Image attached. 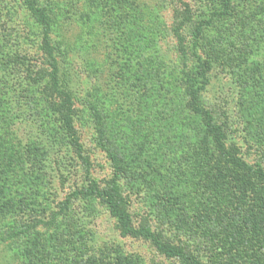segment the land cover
Here are the masks:
<instances>
[{
	"label": "rangeland",
	"instance_id": "rangeland-1",
	"mask_svg": "<svg viewBox=\"0 0 264 264\" xmlns=\"http://www.w3.org/2000/svg\"><path fill=\"white\" fill-rule=\"evenodd\" d=\"M36 1L51 18L91 179L104 187L111 177L95 145V106L121 161L122 206L135 227L160 232L201 264H264V187L245 192L241 183L228 182L212 191L196 164L203 160L212 169V142L189 111L183 85L206 61L201 105L213 113L227 145L263 166L264 0H231L229 17L200 0ZM184 3L194 20L208 12L215 24L195 45L191 25L182 28V58L172 28ZM42 61L39 30L21 1L0 0V168L13 176L5 194L11 212H0V264H88L89 257L100 264H181L122 235L93 197L75 196L85 185L84 167L28 79ZM176 224H195L197 238L179 236Z\"/></svg>",
	"mask_w": 264,
	"mask_h": 264
},
{
	"label": "trees",
	"instance_id": "trees-1",
	"mask_svg": "<svg viewBox=\"0 0 264 264\" xmlns=\"http://www.w3.org/2000/svg\"><path fill=\"white\" fill-rule=\"evenodd\" d=\"M23 9L32 17L35 25L39 30V51L42 56V67L32 70L28 79L39 89L43 104L54 113L59 121L60 127L64 131L68 144L73 151L76 159L84 167L86 175L85 185L80 191L75 193L77 197L90 198L93 197L102 204L108 214L115 220L119 232L127 237L140 239L149 242L160 254L167 259H176L181 264H201L193 252L188 251L183 246H175L162 240L160 232L151 230L147 225H139L135 227L131 217L123 208V198L121 196L118 179L122 174L121 161L115 151L109 145L105 132L103 130L101 113L94 106L90 109L92 115V127L95 134V145L105 155L107 162L111 168V177L106 186L101 187L89 176L93 167L87 155H84V148L79 141L78 134L74 127V104L69 91L66 89L60 77L59 64L56 57L57 47L51 41L52 22L51 18L44 7L39 5L36 0H20ZM205 6L218 7L214 12L219 17H229L231 13V0H200ZM132 10V9H131ZM205 16L193 19L191 7L183 4L182 15L176 27L172 28V33L176 39L178 51L182 58L185 57L187 51L185 48V40L181 35L184 26L191 25V39L194 45L197 44L209 28L213 27L212 16L207 12ZM200 64L194 72L184 76V90L187 96V107L189 111L199 119L201 126L212 142L214 152L212 169L206 170L207 164L203 160L196 163L202 171V177L212 185L213 192H216L220 186H227L228 182L241 183L242 189L252 191L258 185L264 187V165L258 163H247L238 151L235 145L226 144V135L221 126L215 122L213 113L201 105L200 97L202 92L208 85L207 72L210 66L207 62ZM1 149V147H0ZM7 149V148H6ZM1 154V152H0ZM2 163L3 161L0 160ZM35 165V164H30ZM5 165L0 168V212H11L12 199L8 193L9 178L13 179L12 173ZM15 174V173H13ZM264 193V191H262ZM258 194V193H257ZM69 199H74L68 196ZM66 202V201H65ZM67 203V202H66ZM175 231L179 236L188 237V240L196 237L198 228L194 224L188 226L185 224L175 226ZM254 237V236H252ZM197 238V237H196ZM192 240V239H191ZM193 242V241H192ZM88 264H100L99 260L88 258ZM263 262L256 259L253 264H262Z\"/></svg>",
	"mask_w": 264,
	"mask_h": 264
}]
</instances>
